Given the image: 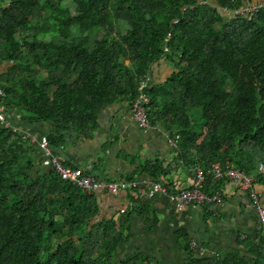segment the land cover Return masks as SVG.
I'll list each match as a JSON object with an SVG mask.
<instances>
[{
  "label": "trees",
  "instance_id": "obj_1",
  "mask_svg": "<svg viewBox=\"0 0 264 264\" xmlns=\"http://www.w3.org/2000/svg\"><path fill=\"white\" fill-rule=\"evenodd\" d=\"M214 1L0 0V104L14 125L52 123L46 138L62 152L68 135L94 133L108 105L132 106L144 75L165 59L173 71L151 85L148 112L176 141L179 161L205 169L210 194L216 162L264 184V6L242 16L221 9L243 0ZM34 151L0 122V264H156L118 256L133 212L156 222L149 200L131 196L133 207L101 217L96 193L53 166L35 171ZM140 171L166 176L159 159ZM184 244L186 264H264L261 229L223 254Z\"/></svg>",
  "mask_w": 264,
  "mask_h": 264
},
{
  "label": "crops",
  "instance_id": "obj_2",
  "mask_svg": "<svg viewBox=\"0 0 264 264\" xmlns=\"http://www.w3.org/2000/svg\"><path fill=\"white\" fill-rule=\"evenodd\" d=\"M210 1L216 4V1ZM258 1L261 0H243V4ZM172 71L173 66L169 62L159 60L152 71L154 82H163ZM98 123V128L91 136L68 135L62 152L58 154L71 165L103 179L135 174L138 187L135 193L128 190L96 192L101 217L112 216L133 207L131 196L146 198L155 209L156 222H147L145 217L132 213L129 236L120 245L118 256L137 252L151 256L156 264H186L189 252L185 248V237L204 247L201 255L211 256L229 251L241 239L261 229L258 213L247 192L228 178L213 180V184H217V189L223 194L222 202L209 201L203 205L180 207L168 195L159 193L153 197L147 196L149 184L159 179L142 173L140 168L155 159L162 161L164 166L166 176L161 179L174 190L191 186L193 168L180 163L177 145L170 132L161 124L142 128L132 118L131 105L125 102L105 107L99 114ZM15 125L19 129L18 134L29 136L24 139L25 144L35 148V171L49 172L52 168L50 157L39 142L53 130L52 123L18 119ZM257 189L264 196V184H257ZM191 250L195 251L193 248Z\"/></svg>",
  "mask_w": 264,
  "mask_h": 264
},
{
  "label": "built area",
  "instance_id": "obj_3",
  "mask_svg": "<svg viewBox=\"0 0 264 264\" xmlns=\"http://www.w3.org/2000/svg\"><path fill=\"white\" fill-rule=\"evenodd\" d=\"M210 0H198L199 4L208 3ZM264 6V0L242 4L240 6L229 8L222 7V12L251 16L254 15L259 9ZM170 36V34H169ZM167 40L169 37L166 38ZM165 51H169V48L165 46ZM153 82V75L151 73L145 74L144 78L139 84V92L136 96L134 102L132 103V118L143 128H149L151 126V121L149 118V105L151 102V97L149 94V89ZM0 94H3V90L0 89ZM8 110L5 105L0 104V122L6 126H11V115L10 118L7 116ZM15 131V126L12 127ZM177 136L176 138H178ZM173 142V141H172ZM174 144L176 141L174 140ZM42 149L49 155L50 162L52 166L61 174L64 179L70 180L72 183L76 184L81 189L87 191L88 193H96L98 191L104 192H118L122 190H127L129 188L137 187V182L135 179L127 180L124 177L116 179H103L97 175L86 171L85 169L67 165L64 163L58 153L52 152V149L48 143L46 137L42 138L41 141ZM180 163H183L180 160ZM264 170V164H260L259 171ZM211 172L213 178L216 180L230 179L234 182L238 188L247 192L255 210L258 213V219L261 226V233L264 237V196L257 189L258 180L255 176L249 175L244 171L235 169H223L220 163L216 162L212 165ZM207 181L206 171L200 165L193 168V180L190 187L172 190L168 188L167 183L164 180L159 179L155 183H150L148 190H146V195L153 197L155 194H165L168 195L172 200L176 201L180 207L185 205H203L209 201H223V194L220 190H216L214 193L210 194L205 189V184ZM191 248L195 249L198 254H202L204 247L199 245L195 240L190 242Z\"/></svg>",
  "mask_w": 264,
  "mask_h": 264
},
{
  "label": "rangeland",
  "instance_id": "obj_4",
  "mask_svg": "<svg viewBox=\"0 0 264 264\" xmlns=\"http://www.w3.org/2000/svg\"><path fill=\"white\" fill-rule=\"evenodd\" d=\"M73 35H75V33H74ZM5 69H6V65L3 67V65L1 64V65H0V72L3 71V70H5ZM147 73H151V74L153 75V72H152V71L147 72ZM147 73H146V74H147ZM41 75L44 76V75H45V72L42 71V72H41ZM144 76H145V75H144ZM143 78H144V77H143ZM141 81H142V80H141ZM153 82H154V75H153ZM153 82H152V84H153ZM152 84H151V85H152ZM11 114H12V113H11L10 111H8V114H7L8 118L11 117ZM10 125H11L12 127L15 126L16 131L19 130L18 127H17L16 125H14V124H10ZM151 126H152V124H151ZM151 126H150V127H151ZM6 127H7V126H6ZM142 128H143V127H142ZM20 131H21V130H20ZM18 132H19V131H18ZM27 137H29V136H23L24 139H26ZM32 138H34V136H32ZM41 141H42V139H41L40 142H39V143H40V146H41ZM41 148H42V147H41ZM45 153H46V152H45ZM46 154H47V153H46ZM259 223H260V222H259ZM192 240H193V239H192ZM190 242H191V240H190Z\"/></svg>",
  "mask_w": 264,
  "mask_h": 264
}]
</instances>
